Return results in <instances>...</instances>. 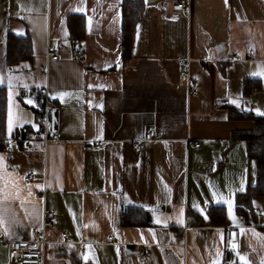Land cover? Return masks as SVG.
I'll list each match as a JSON object with an SVG mask.
<instances>
[{"label":"crops","instance_id":"1","mask_svg":"<svg viewBox=\"0 0 264 264\" xmlns=\"http://www.w3.org/2000/svg\"><path fill=\"white\" fill-rule=\"evenodd\" d=\"M123 1L0 0L7 100V78H14L7 137L28 129L42 140L40 96L48 101V130L60 133L57 142H19L0 152V264L9 263L2 241L31 240L48 212L56 221L46 228L43 264H241L237 251L262 264L264 196L253 199L250 215L238 212L236 197L256 185L257 167L246 142L232 139L254 123L231 120L227 107L264 117L256 111L264 113V77L253 75L264 73V0H190L178 20L167 17L166 0H144L128 58ZM70 16L85 19L81 53ZM9 35L31 39V63L8 68ZM249 83L257 87L245 96ZM151 128L157 137L143 142ZM99 141L108 146L95 150ZM213 192L233 199L234 220ZM214 207L226 210L221 226L210 224ZM132 208L148 211L150 225L123 227ZM191 213L204 224L196 226Z\"/></svg>","mask_w":264,"mask_h":264},{"label":"trees","instance_id":"2","mask_svg":"<svg viewBox=\"0 0 264 264\" xmlns=\"http://www.w3.org/2000/svg\"><path fill=\"white\" fill-rule=\"evenodd\" d=\"M144 10V0H124L122 3V40L121 48L124 58L130 56L132 43L134 41L136 27L140 21ZM70 37L74 49L81 53L82 43L86 35V23L84 17L70 16L68 19ZM32 42L29 37L19 38L9 35L8 38V68H15L23 63L32 62ZM257 87L249 83L245 88V96ZM45 100L40 96V108L37 117L42 121ZM229 118L234 121H251L254 123V129L249 132L234 133L233 140H242L246 142L249 159L256 163L257 183L249 187L244 193L236 197V206L240 214L250 215L252 213V201L257 196H264V117L257 116L251 112H245L241 109L227 107ZM7 89L0 87V152L9 153L12 141L17 143L32 138L28 129L17 131L10 140L6 134L7 123ZM196 218V226L203 225L204 220L196 213H191ZM208 217L212 226H221L225 223L226 210L224 208L214 207L208 211ZM150 225V214L148 211L140 208H132L122 215L123 227H147ZM180 238L178 228H172Z\"/></svg>","mask_w":264,"mask_h":264},{"label":"built area","instance_id":"3","mask_svg":"<svg viewBox=\"0 0 264 264\" xmlns=\"http://www.w3.org/2000/svg\"><path fill=\"white\" fill-rule=\"evenodd\" d=\"M190 0H166V9L167 17L169 19H181L184 17L185 11L189 7ZM254 51L249 53V56H253ZM52 61L58 60V54H52L50 56ZM237 60H246L244 56L237 55L235 56ZM196 86L192 85L190 88L191 92L195 91ZM39 94L45 95L46 91L40 90ZM42 121L44 123L45 129L43 132L42 140L38 137L29 138L24 141V146L29 148L33 142H41L43 145H46L50 142H57L60 140V133L57 131H49L47 128L48 123V101L45 102V108L43 111ZM157 137L156 128H151L145 134L143 142H151ZM143 142H135L133 144L134 148L138 151L143 150ZM16 141H12V145H16ZM108 146V143L105 141H99L94 145L95 150L100 151L105 149ZM196 149L200 148V144L196 143L191 145ZM34 179V174H29L25 181H32ZM260 213V211H257ZM56 221V216L53 212H48L44 216V225L41 230H38L34 233L33 238L27 241H2L4 246L7 248L9 253V263L8 264H43L46 252V228L48 224ZM66 238V235H63ZM109 241H114V237H110ZM139 250L138 248H136Z\"/></svg>","mask_w":264,"mask_h":264},{"label":"snow or ice","instance_id":"4","mask_svg":"<svg viewBox=\"0 0 264 264\" xmlns=\"http://www.w3.org/2000/svg\"><path fill=\"white\" fill-rule=\"evenodd\" d=\"M225 3H227V0H225ZM253 75H260V76L264 77V73H254ZM13 79L14 78L12 76H9L7 78V88H8L7 128H8V132H9V137L11 135V132L13 131L14 120H15L14 113H13V95H14V93H13ZM2 86H4V77L2 74H0V87H2ZM23 86L25 88L28 87V85H26V84ZM89 87H92V85H89ZM100 87H103V85H101ZM63 95L64 94H60L61 99H62ZM231 102L236 103L235 100H232ZM25 103L34 105V101L32 99H27L25 101ZM256 111H257V114L264 115V113H260L259 110H256ZM9 143H10V140H9ZM241 190H243V185L241 187ZM212 196H213V199L216 203L219 204L222 202L223 204L227 205L229 218L234 220V215H233L234 201H233V199L227 198V199L221 200V199L217 198L218 194L216 192H213ZM232 196H234V193L232 194ZM253 203H255V202H253ZM206 204H207V201H206ZM193 208L196 211H199L202 215L206 214L205 209L201 208L199 205L193 204ZM182 215H183V209L181 210V216ZM156 222H159V221H156ZM3 223H4L3 218L0 217V224H3ZM221 239H223V237H221ZM231 247L233 250L237 249V245L234 242L231 244ZM237 256H239L241 264H248L246 258L244 256H241L238 251H237ZM84 259H87V256H85ZM262 264H264V261H262Z\"/></svg>","mask_w":264,"mask_h":264},{"label":"water","instance_id":"5","mask_svg":"<svg viewBox=\"0 0 264 264\" xmlns=\"http://www.w3.org/2000/svg\"><path fill=\"white\" fill-rule=\"evenodd\" d=\"M159 210H160V211H162L163 209H162V208H160Z\"/></svg>","mask_w":264,"mask_h":264}]
</instances>
